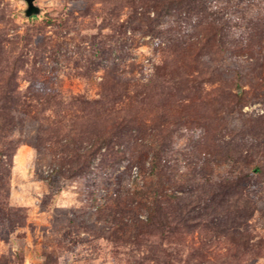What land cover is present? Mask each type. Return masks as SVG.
I'll list each match as a JSON object with an SVG mask.
<instances>
[{"label":"rangeland","instance_id":"1","mask_svg":"<svg viewBox=\"0 0 264 264\" xmlns=\"http://www.w3.org/2000/svg\"><path fill=\"white\" fill-rule=\"evenodd\" d=\"M34 5L0 0V264H264V0Z\"/></svg>","mask_w":264,"mask_h":264},{"label":"trees","instance_id":"2","mask_svg":"<svg viewBox=\"0 0 264 264\" xmlns=\"http://www.w3.org/2000/svg\"><path fill=\"white\" fill-rule=\"evenodd\" d=\"M8 88V86H7ZM9 90V88H8ZM11 102L15 101L12 99L10 95H3L0 97V166L5 167V160H3L2 156L5 154L4 152H9V150H13L15 148V140L17 132L19 133L21 130L16 127V120L12 111L9 109ZM25 129L23 127V133L26 134ZM19 130V131H18ZM20 132V134L22 133ZM153 132L150 134L148 139L149 144L148 148L152 151V159L150 160L149 168H145L144 165L140 162H137V167L139 171V176L142 179V184L137 186V191L135 193V198L137 199V207L150 209L151 212L154 209L160 208L161 200L158 197L164 196L165 188L176 189L183 182L184 178L179 176L177 173L166 174L163 171L161 165V155L154 148L155 143L157 141L155 137V129L153 128ZM156 139V140H155ZM5 169V168H4ZM2 171V169H0ZM2 178L0 177V193H7V189L2 183ZM209 184V183H208ZM213 197V193L209 194ZM172 196H170V199ZM220 205H224L225 208L231 205L234 206V203L237 201H231L228 199L226 195L220 197ZM218 203V201H217ZM149 210V212H150Z\"/></svg>","mask_w":264,"mask_h":264},{"label":"water","instance_id":"3","mask_svg":"<svg viewBox=\"0 0 264 264\" xmlns=\"http://www.w3.org/2000/svg\"><path fill=\"white\" fill-rule=\"evenodd\" d=\"M23 1H25L27 4V8L25 11L27 16L35 15L39 12V8L34 5V0H23Z\"/></svg>","mask_w":264,"mask_h":264}]
</instances>
